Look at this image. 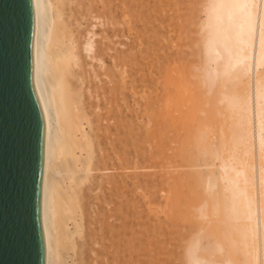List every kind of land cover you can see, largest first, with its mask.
<instances>
[{
    "label": "bare ground",
    "instance_id": "obj_1",
    "mask_svg": "<svg viewBox=\"0 0 264 264\" xmlns=\"http://www.w3.org/2000/svg\"><path fill=\"white\" fill-rule=\"evenodd\" d=\"M33 3L34 74L46 124L45 264H133L132 184L138 173L132 172L126 146L127 101L126 114L114 113L119 107L112 39L115 1ZM201 3L200 58L195 63L200 86L208 92L226 75L229 82L245 75L248 88L206 98L203 119L208 121L188 133L200 147L197 164L187 156L196 169L187 172L180 168L187 164L166 160L173 167L167 171L173 189L168 198L165 194L167 203L172 200L168 221L175 225L184 210L192 209L201 222L184 241L185 264H264V0ZM84 18L89 24L83 25ZM172 99L168 96L167 109ZM176 103L177 97L174 108H179ZM192 176L204 192L194 206L180 186ZM176 231L165 234V242H173Z\"/></svg>",
    "mask_w": 264,
    "mask_h": 264
},
{
    "label": "rangeland",
    "instance_id": "obj_2",
    "mask_svg": "<svg viewBox=\"0 0 264 264\" xmlns=\"http://www.w3.org/2000/svg\"><path fill=\"white\" fill-rule=\"evenodd\" d=\"M114 1V8H116L114 20L117 27L112 37L116 55L114 71L116 86L114 88H119L117 92L119 111L116 109L114 113L120 112L117 116L126 114L127 110L124 107L125 101H127L129 111L124 119H128L129 133L126 146L129 148L131 169L134 168L132 172L139 174L133 177L132 184V199L134 203L136 202L133 209H138L137 211L133 210L131 215V229L134 238L133 264H185L181 258L184 241L193 231L197 230L201 222L192 209L188 213L187 210H184L183 218L180 217L175 225L174 222L168 221L172 215V200L167 203L166 195L173 193L170 185L172 181H167V175L170 174L167 171L173 170L170 162L173 163L175 160V165L178 163L179 165L187 164L188 166L180 167L187 172L190 171L191 160V164H197V159H199L197 151L200 147H197L193 134H189L195 132L197 124L200 123V126L197 125V127H201L202 121H208L206 118L203 119L204 106L207 105L206 98H216L223 91L243 92L244 88H248L247 79L245 75H242L232 78L229 82V76L226 75L219 80L217 86L215 85L208 92L204 89V85L200 86L201 74L199 77L196 64L200 58L199 39L201 34L198 23L202 19L203 12L200 9L202 0ZM191 3L193 4L191 5ZM85 24H89V21L84 18L83 25ZM101 79L102 85L106 88L105 76L102 75ZM228 82L230 83L229 87ZM224 86L228 88H224ZM121 88L125 89L122 94ZM124 94H126L125 100ZM168 96L173 98L169 101L170 104L168 103L169 109L166 107ZM176 97V107L179 108H174ZM167 111L170 112V117H167ZM117 116L115 119L118 121ZM116 124L113 131L116 130ZM124 130L121 127L122 134ZM186 135L189 139L191 138L189 136H192L191 141L188 140L191 142H189L191 148L187 144ZM193 141L195 146H192ZM183 144H187L188 147ZM187 156H192L193 159L188 157L189 161ZM196 157L198 158L196 159ZM170 159L171 161H166ZM192 168L191 170H193ZM192 178L188 181L189 183L187 178H183L180 186H182L183 196L187 195L188 202L194 206V203L196 205L202 201L204 192H202V187L198 186L200 182L196 177L192 176ZM199 187L201 188L199 189ZM193 189L194 193L192 194ZM198 189L201 191L199 192ZM168 190L171 191L168 193ZM150 198L152 199L150 200ZM194 217L197 220H192ZM190 227L193 229L191 230ZM181 228L185 230L183 231ZM170 230L173 231V234H176V230L179 233L175 235L176 239H173V242H165L164 235H167ZM179 245L180 247H178ZM178 250L180 251L178 252ZM137 251L139 252L137 253Z\"/></svg>",
    "mask_w": 264,
    "mask_h": 264
},
{
    "label": "water",
    "instance_id": "obj_3",
    "mask_svg": "<svg viewBox=\"0 0 264 264\" xmlns=\"http://www.w3.org/2000/svg\"><path fill=\"white\" fill-rule=\"evenodd\" d=\"M33 0H0V264H45L46 124Z\"/></svg>",
    "mask_w": 264,
    "mask_h": 264
}]
</instances>
